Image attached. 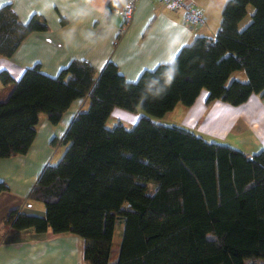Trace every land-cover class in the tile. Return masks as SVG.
<instances>
[{
    "label": "trees",
    "instance_id": "obj_1",
    "mask_svg": "<svg viewBox=\"0 0 264 264\" xmlns=\"http://www.w3.org/2000/svg\"><path fill=\"white\" fill-rule=\"evenodd\" d=\"M123 1L109 0L108 16ZM249 6L254 13L241 29ZM48 30L42 17L23 24L3 6L0 57H12L30 34ZM235 72L247 81L229 82ZM0 79V158L28 152L41 115L57 125L74 101H90L60 140L62 159L43 168L28 196L45 212L13 210L8 230L74 235L85 242L86 264L264 259V150L250 155L153 120L179 103L192 105L202 90L208 104L264 98V0H228L215 38L196 37L172 64L143 72L135 83L113 62L97 74L86 61H73L54 78L36 65L16 83L7 73ZM115 108L143 114L133 128L118 123L109 129ZM7 191L0 183V193ZM118 228L122 241L116 244Z\"/></svg>",
    "mask_w": 264,
    "mask_h": 264
},
{
    "label": "crops",
    "instance_id": "obj_2",
    "mask_svg": "<svg viewBox=\"0 0 264 264\" xmlns=\"http://www.w3.org/2000/svg\"><path fill=\"white\" fill-rule=\"evenodd\" d=\"M227 1L187 0L207 17L205 25H193L185 22L180 11L169 9L160 0H138L128 23L114 14L108 16L109 0H6L3 6L10 5L21 23L37 15L47 22L49 30L30 34L12 57H0V74L7 73L16 83L36 65L54 78L73 61L88 62L97 74L113 62L126 81L135 83L143 72L172 64L181 49L196 37L215 38ZM232 80L246 82L247 78L244 72H235L229 82ZM4 88L0 79V91ZM208 95L202 90L192 105L179 103L153 120L182 127L208 142L229 145L250 155L264 150V98L253 94L246 102L233 106L220 100L208 104ZM89 105L88 98L74 101L57 125L41 115L28 152L0 158V183L8 188L0 193V264H86L82 239L50 230L42 235L33 229L10 231L5 221L13 210L45 212L43 203L31 202L28 196L43 168L62 159L66 148L60 140L74 117L86 112ZM142 114L115 108L106 126L112 129L120 123L133 128ZM117 231L119 240L115 238ZM121 232V228L115 231L114 243H121Z\"/></svg>",
    "mask_w": 264,
    "mask_h": 264
},
{
    "label": "built area",
    "instance_id": "obj_3",
    "mask_svg": "<svg viewBox=\"0 0 264 264\" xmlns=\"http://www.w3.org/2000/svg\"><path fill=\"white\" fill-rule=\"evenodd\" d=\"M138 0H124L123 4L114 11V15L128 23L134 13ZM160 2L171 10L180 11L185 22L193 25H205L207 17L203 10L187 0H160Z\"/></svg>",
    "mask_w": 264,
    "mask_h": 264
},
{
    "label": "rangeland",
    "instance_id": "obj_4",
    "mask_svg": "<svg viewBox=\"0 0 264 264\" xmlns=\"http://www.w3.org/2000/svg\"><path fill=\"white\" fill-rule=\"evenodd\" d=\"M254 13V9L252 6L248 7V14L246 16V18L244 19L243 23L241 24V29H243L250 21H251V17ZM169 123V122H168ZM167 124V123H166ZM150 192H154V187L153 185L150 186ZM28 213H31L30 210L27 211ZM39 213L40 212H36ZM42 214V212H41ZM168 230L170 232H172L174 230L173 227H168ZM116 240L120 239V231H117L116 235H115ZM244 264H264V259H260L257 256H250L248 258L245 259Z\"/></svg>",
    "mask_w": 264,
    "mask_h": 264
},
{
    "label": "snow or ice",
    "instance_id": "obj_5",
    "mask_svg": "<svg viewBox=\"0 0 264 264\" xmlns=\"http://www.w3.org/2000/svg\"><path fill=\"white\" fill-rule=\"evenodd\" d=\"M6 0H0V6H3V3H5Z\"/></svg>",
    "mask_w": 264,
    "mask_h": 264
}]
</instances>
